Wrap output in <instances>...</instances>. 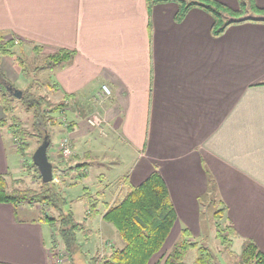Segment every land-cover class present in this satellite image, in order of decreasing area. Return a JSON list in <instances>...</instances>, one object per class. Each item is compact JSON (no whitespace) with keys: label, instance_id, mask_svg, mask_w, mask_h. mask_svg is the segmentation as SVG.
<instances>
[{"label":"crops","instance_id":"obj_1","mask_svg":"<svg viewBox=\"0 0 264 264\" xmlns=\"http://www.w3.org/2000/svg\"><path fill=\"white\" fill-rule=\"evenodd\" d=\"M219 1L238 7V0ZM255 2L264 7V0ZM148 4L0 0V34L17 41L16 51L27 57L37 48L45 55L60 47L75 52L69 63L42 69L41 82L70 103L64 111L74 128L65 135L76 148L75 165L88 164L79 180L71 170L74 183H84L96 162L93 182L83 185L97 199L93 219L86 202L82 208V222L99 233L89 251L108 239L122 246L103 216L153 170L161 173L176 212L162 248L170 250L185 228L199 240L216 233L214 218L205 223L204 199L212 189L222 221L234 231L227 250L238 255L252 239L264 251V21L232 23L215 35L213 17L201 7L177 18L175 1ZM0 72L32 90L14 56L0 58ZM102 84L110 94L100 100ZM87 111L104 117L105 135L90 128ZM7 118L0 105V173L13 176L20 156ZM71 185L58 191L66 196ZM30 210L0 203V262L49 264L51 228L36 215L19 214Z\"/></svg>","mask_w":264,"mask_h":264},{"label":"trees","instance_id":"obj_2","mask_svg":"<svg viewBox=\"0 0 264 264\" xmlns=\"http://www.w3.org/2000/svg\"><path fill=\"white\" fill-rule=\"evenodd\" d=\"M147 1L150 6L153 3L169 0ZM171 1H175L179 5L176 14L177 18L182 17L194 6L201 7L210 13L213 17L211 31L215 35L223 32L225 28L232 23L245 20L264 21V7L258 6L255 0H238L237 8L230 7L219 0ZM249 11L251 15L248 14ZM15 47L16 43L13 38L4 39L0 34V58L3 55L14 56L15 64L21 69L24 75H28L31 72L27 62L28 57L23 52L19 53L16 51ZM73 55L74 50L60 47L53 53L44 56L40 66L34 69L42 70L62 66L70 61ZM0 79L2 80V82H0V105L5 114H9L14 110V100L17 98L7 90L6 86L13 84L8 81L1 72ZM36 84H40V86L38 87ZM34 86L40 91L46 84L39 81V79H35ZM19 102L26 112L33 114L35 121H40V126L42 127L38 128V132L35 134L26 129L17 116L12 117L14 122L10 125V130L16 145V152L20 157L25 158L28 139L39 135L41 137V142L44 136L47 135L50 140L51 134L46 122L50 120V123L54 125L57 124L55 121L56 119L50 114L53 112H63L66 104H69V102L62 100L58 103L51 104L44 95L37 94V92L31 91L30 88L23 91V95L19 99ZM86 120L88 121V117H86ZM61 121H59V123H61ZM73 128L74 123L72 121L67 122L66 129L70 131ZM25 160L26 158L24 161ZM26 165L28 171L34 172V176L39 179L40 187H38V189H33L17 188L13 187L14 185L9 186L10 184H8L6 178L7 174L0 173V203L12 204L15 207L19 206L21 203H27L29 205L37 203L41 208L40 216L37 217V220L48 222L51 226H54L57 221L58 224L60 223L58 227H56L55 232H58L64 243L65 249L69 253V256L72 257L78 250L79 245L76 241V233L78 230H82V223L75 220L71 210L68 213L61 212L62 205L65 203V198L58 191L54 181L47 183L42 182L39 171L33 164L32 159L26 161ZM85 165L86 163L84 162L75 165L80 169L76 174L78 180L86 176ZM83 189L84 193H82L81 197L85 199L88 216L92 218L97 214V199L86 187H83ZM208 193L209 196L213 198L214 191L210 189ZM45 206L59 211V218L57 219V217L48 215L45 212ZM221 209L223 208L213 212L216 229L215 235L222 245V248L228 249L230 244L229 236L232 235L234 231L230 224L221 223ZM103 219L113 225L123 244L120 247H113L106 256L101 257L98 254L92 256L88 260L89 264H149L150 259L161 250L176 219V212L161 173L158 170H153L142 182L135 186H131L122 200L112 205L106 211ZM49 249V254L54 257L56 254L54 253L55 247L51 246ZM191 249H195L196 251V264H217L216 261H214L213 253L209 247L195 242L190 231L186 228L181 231L179 239L163 257L162 264H185L184 258L188 250ZM238 257L235 264H264V251H260L252 239H247L244 242ZM70 261L65 264H72ZM160 262L161 260H158L154 264H160ZM0 264L8 263L0 262ZM49 264H54V262Z\"/></svg>","mask_w":264,"mask_h":264},{"label":"rangeland","instance_id":"obj_3","mask_svg":"<svg viewBox=\"0 0 264 264\" xmlns=\"http://www.w3.org/2000/svg\"><path fill=\"white\" fill-rule=\"evenodd\" d=\"M248 14L251 15V12L249 11ZM36 51H37L36 53L34 52L35 57H33V54H32V57H28V61H27L29 68L31 69V72L28 75L29 81H30V84L32 87L31 91L37 92V94L44 95L46 97V99H48L51 104L58 103L60 101L59 99H61V101L64 99H62V97L59 96L61 92L60 93L59 92L54 93L52 91L50 84H49V86H44L43 89L40 91L37 90L36 88H34L35 79H39V81H42V80L45 81L44 77L41 74L42 73L41 69L35 70L34 68L40 66V64L42 62V58L44 56L48 55V54L45 55L38 48L36 49ZM38 53H40V54H38ZM41 54L44 56H42ZM74 54H75V52H74ZM69 62L70 61H68V63ZM0 82H2L1 79H0ZM23 86H24L23 83H15V87H17L18 89H20L22 91H25L27 89V87L23 88ZM21 88H23V89H21ZM72 96L74 97L73 93L68 94L67 98L72 99ZM19 99L20 98H17L16 100H14L15 108L9 114H7V116H8L7 119L9 121L8 127L10 128L11 127L10 125L14 122L12 117L17 116L22 121L23 126L26 129L37 134V132H38L37 129L41 127L40 121L39 120L35 121L33 114L26 112L22 108L21 103L19 102ZM79 112L82 113V110H79ZM90 113H92V112L87 111V113H85L84 116H86V114H87L86 117H88V119H90L92 117L91 116L92 114L98 113L101 117V118H99L100 122L103 121L102 125H100V122L98 125H93L87 121L90 128H92V129L94 128L95 130L98 129L100 134L105 135L104 124H105L106 120L104 119V117L99 112H96V111H94L92 114H90ZM50 115L53 118H55L56 119L55 121L57 122V124H55V125L50 123V120L46 122V125L49 127V131L51 134V139H50L51 142H50L48 149H47L49 160L53 164V180H51V181H54L57 189L62 188L63 185H68V184L72 183V185L69 186L68 189L66 190L67 195L66 194H65L66 196L63 195L65 197V203L62 205V211L61 212L62 213H68L70 210H73L74 215H75L74 216L75 220H81V223L83 226L82 230H80V231L78 230L76 233V241H77V244L79 246H78V250L74 253V255L72 257L69 256V253L65 249L64 243H63L60 235L58 234V232H55L56 227H58V225L60 223L58 224V221H57V223L54 226H51L48 222H44L43 225L47 229L51 228L52 241L50 242V247L51 246L55 247L54 253H57V252L63 253L62 255H60L58 257L59 259L61 258L63 260V262H61L62 264L68 263L70 260H71L70 262H72V264H89L88 260L92 256H94L96 254H98L101 257L106 256V255H108V253H110V251L113 247H119V246L117 244H116L117 246L114 245V242H112L110 239H108L107 241L100 244V247L97 249L96 252L93 253V251L92 252L89 251V250L93 249V243H94V246H96L97 240L99 239V233L96 231L91 232V230L88 229L89 221L82 222V212H83L82 208H83V204L85 202V199L83 197H81V195H82V193H84L83 185L86 183L91 184V182H93V165L96 162H93L92 168L89 169L87 178L84 179L85 180L84 183H81V182L74 183V181H73L74 173L71 172V170L73 168H76V173H75V175H76L79 172V169H78V167L75 166V161L73 160V157H72L73 150L75 151L76 148L75 147L73 148V141H72V138L70 135L67 136L69 138V142H70V152H71L70 156L69 157L62 156L63 154L61 153V151L59 149L61 139L65 135L64 129L67 127L62 123V121L64 118V120L69 122L70 114L68 113V116H67L65 111H63V112H53ZM89 116H91V117H89ZM59 121H61V123H59ZM38 136H34V137H31L30 139H28V141H27L28 147L25 150L26 160L24 161L25 158L20 157V161H18V163H17V167H20V169L18 171H16L15 173H13L14 174L13 176L8 175L6 177L8 184H10L9 186L14 185L13 187H17V188H33V189H38V187H40L39 179L36 176H34V172L28 171V168L26 167L27 166L26 161L31 159V155H32L33 151L41 143L40 142L41 137L40 136L38 137ZM13 144L15 145V142ZM15 147H16V145H15ZM52 152H55V153L52 154ZM100 161L104 166H106V167L109 166L107 157L102 158ZM85 166H88V164L86 163ZM77 169H78V171H77ZM75 179H77L76 176H75ZM90 186H93V184ZM79 194H80V196L78 197ZM204 202H205L204 209H205V213H206V218H209V215H210V221L205 222L208 224L214 218V214L211 211L215 212L219 208V205L217 204L218 201L215 198V195L213 196V198H212V196H205ZM10 205H12V204H10ZM21 205H24L25 207H30L32 210H30L28 213H24V212L19 211L20 215L25 214L24 215L25 217H34L35 215H36V217L40 216L41 208L37 203L30 204V205L27 203H21ZM47 208H48V206H45V212L48 215L53 216V217H57V219L59 218V214H60L59 211H57L53 208H48V209ZM209 212H210V214H209ZM21 217H23V216H21ZM221 220H222V217H221ZM214 222H215V220H214ZM221 223H224V222L222 221ZM95 226H96V222H94V224H93V227H95ZM114 230L116 233L117 241L121 242L123 244V242L119 238L117 230L115 228H114ZM88 236H89V238H87ZM46 238L47 239L50 238V234H48L46 236ZM193 240L195 242H197L198 244L205 245V246L209 247V249L213 253L214 261H216L217 264H235L239 258L238 256L240 253L238 255H235V254L233 255L227 249L222 248V245L220 244L215 233L211 232V236H207L205 239L199 240V239L194 238ZM49 251H50V249H49ZM168 251H169V248H167L166 250H165V247L161 248V250L159 252H157L150 259L149 264H154L158 260H161L160 264H162L163 257L167 254ZM195 255H196L195 249L188 250V252L184 258L185 264H196L195 263ZM54 260H55V258H53V256L50 255V262L49 263H52V261H54Z\"/></svg>","mask_w":264,"mask_h":264},{"label":"water","instance_id":"obj_4","mask_svg":"<svg viewBox=\"0 0 264 264\" xmlns=\"http://www.w3.org/2000/svg\"><path fill=\"white\" fill-rule=\"evenodd\" d=\"M6 88L16 98H21L23 95V91L13 85H7ZM49 143L50 140L48 136L45 135L31 155L32 162L37 167L41 180L44 183L53 180V164L49 160L47 152Z\"/></svg>","mask_w":264,"mask_h":264},{"label":"built area","instance_id":"obj_5","mask_svg":"<svg viewBox=\"0 0 264 264\" xmlns=\"http://www.w3.org/2000/svg\"><path fill=\"white\" fill-rule=\"evenodd\" d=\"M17 42V41H15ZM110 94V89L108 87V85L106 84H102L101 85V94L99 96L100 100H103L105 97L109 96ZM92 116V117H91ZM90 117V119H88V122L93 124V125H98L100 122V115L98 113H94L92 114ZM103 121L100 122V125H102ZM63 124L65 126H67V121L64 120L63 118ZM68 135H64L63 138L61 139L60 142V151L63 154L62 156L64 157H69L70 156V142H69V138L67 137ZM62 252H57L53 258H55L54 261H52V263L54 262V264H62L61 262H63V260L60 258H58L60 255H62Z\"/></svg>","mask_w":264,"mask_h":264}]
</instances>
